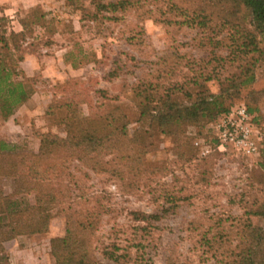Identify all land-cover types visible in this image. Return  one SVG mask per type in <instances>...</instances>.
Returning a JSON list of instances; mask_svg holds the SVG:
<instances>
[{"label": "rangeland", "instance_id": "374dc122", "mask_svg": "<svg viewBox=\"0 0 264 264\" xmlns=\"http://www.w3.org/2000/svg\"><path fill=\"white\" fill-rule=\"evenodd\" d=\"M166 1L139 0L138 5L114 13L115 19H106L105 13L100 12L91 20L86 17L93 12L89 0H37L36 5L15 18L17 21L31 12L37 15L43 12L45 16L38 20L41 27H33L32 35L27 37L32 42L29 48L32 52L25 54L24 59L28 55L31 61L23 59L14 69L16 79L24 81L30 91L29 96L12 114L0 113V139L16 147L15 156L8 159L17 165L16 172L25 173L29 164L36 161L33 156L39 150L42 135L65 137L62 125L65 118L75 116L76 124L86 125L85 118L102 112L106 105L117 108L125 120L124 134H116L108 142L114 141L119 152L141 156L146 165L156 166L147 185V173H144L134 192L124 193L116 185L117 180L91 172L70 159L69 172L80 178L85 191L105 193L104 204L110 211L103 215L92 237L94 255L101 264H145V229H141L145 221L133 219L130 212L155 213L163 202V197L156 198L164 192L179 199L175 200L174 209L153 221L157 226L151 235L155 248H146L153 264H164L168 255L179 264H215L210 253H203L201 232L213 225L215 218L238 216L254 199V206H259L264 196L263 185L253 171L264 147V122L257 119L264 115L263 101L250 113L246 91H242L233 97L226 112L201 125H182L183 140L188 146L182 148L181 157L175 154L177 142L172 134L161 132L148 119H140V103L148 94L143 87L149 83L158 88L159 94L176 84V89L181 87L191 92L197 89H193L190 80L204 66L202 60L210 57L207 36L230 8L227 0H171L188 10L204 8L213 22L201 29L154 20L165 10ZM235 15L236 22L252 30L250 18L242 7ZM8 25L9 29L13 27L11 19ZM215 32L217 39L226 35L221 28ZM216 51L223 54L224 48ZM6 52L0 49V54ZM158 74L160 78L156 79ZM263 86L262 66L256 69L251 88ZM205 88L209 94L219 93L216 79L205 82ZM142 89L144 92L136 95ZM173 97L180 104L189 103L181 90H175ZM63 102L72 105L65 109L61 107ZM240 109L245 110L244 119L238 114ZM242 129L247 130L246 137L241 135ZM251 144L254 150L248 151ZM58 154L44 158L40 166L60 162L63 154ZM190 155L193 159H188ZM204 156L207 165L197 164ZM200 170L205 172L199 176ZM1 185L6 193L11 192V178H3ZM20 197L34 202L32 194L15 196ZM49 215L44 232L18 235L2 242L6 264H54L50 241L65 235L66 218L61 205L50 207ZM250 220L264 235V218L250 216ZM208 234H213V230ZM140 237L144 248L130 245ZM114 244L119 247L117 254L122 255L118 261L108 259L103 253Z\"/></svg>", "mask_w": 264, "mask_h": 264}, {"label": "trees", "instance_id": "16d2710c", "mask_svg": "<svg viewBox=\"0 0 264 264\" xmlns=\"http://www.w3.org/2000/svg\"><path fill=\"white\" fill-rule=\"evenodd\" d=\"M227 1L230 3L228 12H225L221 21L214 26L226 31V35L217 39L218 33L215 32L216 28H213L207 36L206 44L210 47V57L202 60L204 66L190 80L193 89H197L194 92L181 87L176 89L174 88L178 86L176 84L159 94L158 88L152 83L143 87L148 94L140 103V119L150 120L161 132L175 137L176 156L181 157L182 148L188 146L183 140L182 125H201V122L226 112L233 97H238L242 91H246L245 99L250 113L257 109L256 104L264 102V86L259 89L251 88L255 83L256 69L264 67V0ZM89 4L93 7L90 16H86L89 19L95 20L100 12L105 13L106 19H115L114 13L124 11L130 5H138L139 0H89ZM241 7L250 18L252 30L241 22H236L233 17ZM82 9L86 11L85 8ZM163 11L153 19L169 25L186 24L201 29L213 22L211 15L207 14L204 8L188 10L179 7L171 0L166 1ZM165 12L167 14L162 16ZM229 16L233 18H228ZM44 17L43 12L39 15L31 12L29 16L19 18L21 30L15 32L9 29V18L0 15V49L7 51L5 55L0 54L2 116L12 114L15 108L29 96L30 91L25 88L24 81L16 79L14 69L24 59L25 54L32 52L29 49L32 47V42H28L27 37L32 35L33 27H41L38 20ZM221 47L224 48L223 54L216 51ZM176 58L183 57L176 55ZM159 78L158 74L156 79ZM211 79H216L219 84V93L216 95L209 94L205 88V82ZM144 89L137 90L136 95H140ZM175 90H181L189 103L180 104L173 97ZM63 103L61 107L65 109L72 105L71 102ZM152 103L155 106L150 108ZM123 118L117 108H110L109 105H106L102 112L86 117L85 122L88 123L86 125L76 124L75 120L78 118L68 116L62 123L65 137L42 135L39 150L33 156L36 161L29 164L25 173L16 172L17 165L8 160L15 156L16 147L0 139V264H6L7 261L2 255L4 251L2 242L18 235L44 232L50 219L49 209L57 205H61L65 213L66 227L63 237L53 238L50 241V253L54 264H101L95 258L96 248L93 246L92 237L98 230L103 215L110 211L104 204L105 193L85 191V187L80 186V178L69 172V162L70 159H75L91 172L103 173L117 180L116 185L124 193H133L143 180L144 173H147L145 180L147 185L146 181H149L156 166L146 165L141 156L119 152L114 141L108 142V139L114 135L124 134ZM257 119L264 122V115H259ZM57 153L63 154V157L59 158L60 162L40 166L41 160L49 159ZM108 154L111 156L105 158ZM188 159H193V156L190 155ZM207 161L204 156L197 161V164L207 165ZM253 171L258 174L259 183L263 185L261 190L264 193V147L260 152L257 168ZM204 172L200 170L198 175ZM84 175H88L87 172H84ZM8 177L13 183L10 193H6L1 185L2 179ZM20 193L32 194L34 202L31 204L24 197L15 198ZM162 197L163 202L159 204V209L155 213L130 212L133 219L145 221V226H141V229H145V264H153L149 256L150 250H146V248H155L151 235L157 226L153 221L159 219L162 213L174 209L177 206L175 200L179 199L170 192H164L162 196L159 194L156 199ZM255 203L256 199L250 205L244 206L243 212L238 216L227 215L224 218H215L213 225L201 232L200 244L203 253H210L209 256L214 258L215 264H264V235L262 230L253 226L250 220V216L264 218V196L259 206L255 207ZM212 230L213 234L209 235ZM141 239L138 238L130 245L144 248ZM118 248L114 244L111 249L103 250V253L108 259L118 261L122 256L117 254ZM164 264L179 263L168 255L164 258Z\"/></svg>", "mask_w": 264, "mask_h": 264}, {"label": "crops", "instance_id": "0c3cea01", "mask_svg": "<svg viewBox=\"0 0 264 264\" xmlns=\"http://www.w3.org/2000/svg\"><path fill=\"white\" fill-rule=\"evenodd\" d=\"M36 3L37 0H0V15L9 17L13 25L11 29L17 32L21 30V25L19 20L16 21L15 18L21 16L22 11L32 8ZM30 58L31 56L27 55L24 61H31Z\"/></svg>", "mask_w": 264, "mask_h": 264}, {"label": "built area", "instance_id": "2783aa9c", "mask_svg": "<svg viewBox=\"0 0 264 264\" xmlns=\"http://www.w3.org/2000/svg\"><path fill=\"white\" fill-rule=\"evenodd\" d=\"M238 114L242 117V119H244V117H245V110L244 109H240L238 111ZM246 132H247V130L242 129L241 135L243 137H246ZM228 134L230 135V133H228ZM224 136H226V134H224ZM230 139H232V137H230ZM251 150H254V146H252V144L248 148V151H251Z\"/></svg>", "mask_w": 264, "mask_h": 264}]
</instances>
